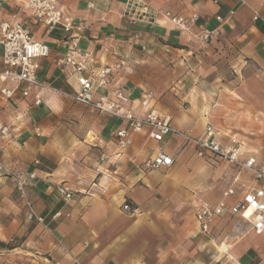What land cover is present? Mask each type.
I'll list each match as a JSON object with an SVG mask.
<instances>
[{
	"label": "crops",
	"instance_id": "0c3cea01",
	"mask_svg": "<svg viewBox=\"0 0 264 264\" xmlns=\"http://www.w3.org/2000/svg\"><path fill=\"white\" fill-rule=\"evenodd\" d=\"M134 1L147 3L152 14L132 21L130 0H58L86 26L81 47L93 67L125 62L118 77L132 93L134 110L142 111L141 94L151 90L153 105L172 115L176 129L199 137L210 124L261 159L264 0ZM167 11L196 13L199 20L180 30ZM4 21L25 23L51 54L40 59L44 87L26 97V84L0 78V125L10 126L7 137L0 136V162L28 178L35 173L27 198L43 218L30 219L14 180L0 178V264H200L189 260L197 250L193 241L208 237L195 218L198 202H217L231 186L253 185L252 173L225 172L191 144L181 149V134L162 143L175 156L171 167L146 171L128 160L155 155L161 144L146 131L134 134L133 145L117 157L115 131L126 124L64 95L77 88L64 63L68 33L38 21L27 0H0V25ZM208 31L215 33L209 42L196 36ZM1 56L0 45V72ZM4 87H17L7 101ZM38 94L43 100L35 104ZM61 184L73 190L71 200L59 193ZM244 228L217 264H264V233Z\"/></svg>",
	"mask_w": 264,
	"mask_h": 264
},
{
	"label": "built area",
	"instance_id": "2783aa9c",
	"mask_svg": "<svg viewBox=\"0 0 264 264\" xmlns=\"http://www.w3.org/2000/svg\"><path fill=\"white\" fill-rule=\"evenodd\" d=\"M130 1L131 9L135 7L132 10V21L143 20L152 14L147 3ZM27 4L35 18L46 24L50 30L60 29L69 35L68 52L64 57V63L71 68L72 75L77 81V88L74 92L64 95L126 124L115 131L119 149L117 157L133 145L134 134L146 131L150 139L161 144L155 155L141 162L132 156H129L128 160L146 171L171 167L175 163V156L168 154L162 143L172 134H181L183 137L181 149L191 144L199 157L217 158L253 175V185L231 186L225 196L217 202L207 200L198 202L195 218L200 232L209 236L216 229H220L224 221H233L238 238L245 232L244 225L257 234L264 233V156L260 159L256 151L246 149L244 142L235 136L225 140L222 131L210 124L199 137L176 129L172 115L153 105L155 95L151 90H145L141 94L139 103L142 111L134 110L132 104L135 100L132 93L118 77L120 69L125 65L124 61L100 68L93 67L91 53L81 47L85 25L66 14L58 0H27ZM165 15L180 30L190 29L199 20L196 13L184 16L167 11ZM217 18L222 20L221 16ZM213 33L201 32L196 36L204 42H209L215 34ZM0 45L4 65L0 72L1 80L26 84V88L21 91L25 97L29 95L31 89L42 86L38 78L40 59L51 54V48L46 41L36 39L31 29L21 21L13 23L4 21L0 25ZM16 90L17 87L2 88L3 99L6 101L11 99ZM42 100L41 94H38L35 104L42 103ZM8 129L9 127L5 125L1 132L7 134ZM101 160L105 161L106 156L102 155ZM35 163L40 164V160L36 159ZM5 172L12 175L21 197L26 200L28 217L42 221V216L35 211L27 198L29 178H35V173L30 172L28 178L25 173L16 172L0 162V178ZM57 189L66 201L72 199L74 192L70 187L61 184ZM124 208L129 209V204L125 203Z\"/></svg>",
	"mask_w": 264,
	"mask_h": 264
},
{
	"label": "rangeland",
	"instance_id": "374dc122",
	"mask_svg": "<svg viewBox=\"0 0 264 264\" xmlns=\"http://www.w3.org/2000/svg\"><path fill=\"white\" fill-rule=\"evenodd\" d=\"M95 111V110H94ZM98 114H101L97 111H95ZM105 115V114H102ZM5 125H0V136H6L9 134L10 132V126L6 125L9 127L7 134H3L1 132L2 128ZM205 160H208L210 162H213L214 164H223V170L225 172H227V168L226 167H230L231 169H233L236 174L242 175L244 176L246 174V171L239 169L238 167H235L225 161H222L220 159L217 158H203ZM7 165V164H6ZM228 165V166H227ZM12 168V166H11ZM14 169V171L19 172L20 170L17 168H12ZM224 172V173H225ZM7 177V178H12V175L9 172H5V174L3 175V178ZM227 182V181H225ZM223 182V183H225ZM220 186V185H219ZM218 185L213 186V188H217V190L219 189ZM232 221H224V225L220 228V229H216L215 231H213L208 237H205L203 240H199V241H193V245L194 248H196V254L194 256H189L191 259L189 260H193V261H199L200 264H214V263H218L216 261H219L223 259L224 257H226L228 250L230 248V246L238 240L237 234H232L231 232L232 229H234V224L231 223ZM249 228V227H248ZM226 246V248H224Z\"/></svg>",
	"mask_w": 264,
	"mask_h": 264
}]
</instances>
